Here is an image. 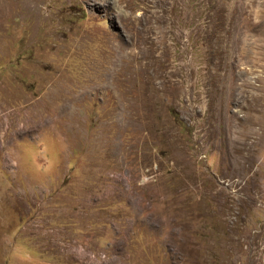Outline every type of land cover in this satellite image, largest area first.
<instances>
[{"label":"rangeland","instance_id":"1","mask_svg":"<svg viewBox=\"0 0 264 264\" xmlns=\"http://www.w3.org/2000/svg\"><path fill=\"white\" fill-rule=\"evenodd\" d=\"M0 264H264V0H0Z\"/></svg>","mask_w":264,"mask_h":264},{"label":"trees","instance_id":"2","mask_svg":"<svg viewBox=\"0 0 264 264\" xmlns=\"http://www.w3.org/2000/svg\"><path fill=\"white\" fill-rule=\"evenodd\" d=\"M173 113L175 114V116H177L175 111H173Z\"/></svg>","mask_w":264,"mask_h":264}]
</instances>
